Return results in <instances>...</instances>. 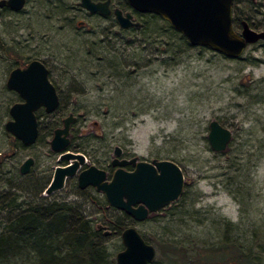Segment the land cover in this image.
Segmentation results:
<instances>
[{
    "label": "rangeland",
    "instance_id": "obj_1",
    "mask_svg": "<svg viewBox=\"0 0 264 264\" xmlns=\"http://www.w3.org/2000/svg\"><path fill=\"white\" fill-rule=\"evenodd\" d=\"M112 1L124 7L123 0ZM78 2L27 0L20 13L0 17V186L23 185L45 196L54 167L66 160L51 150L52 133L44 127L49 121L62 125L73 112L70 130L86 157L81 168L95 164L110 177L115 145L124 157L169 158L181 167L183 189L169 204L180 199L172 210L131 221L143 237L161 240L154 262L172 256L174 264H238L232 253L222 261L207 251L233 242L246 255L241 264H264V41L249 44L238 59L193 47L174 60L171 51L141 49L136 32L121 29L114 15H90ZM239 8L253 29H264V0H243ZM115 58L116 70L110 66ZM32 59L50 66L60 102L51 114L36 113L37 140L26 145L4 128L9 106L20 98L5 82L18 63ZM213 118L232 130L223 151L212 150L207 140ZM28 156L34 162L21 174ZM25 191L20 198L30 196ZM46 197L76 203L93 226L122 215L93 186L79 188L76 174ZM103 226L108 259L116 263L120 233ZM171 238L183 240L186 251H171L165 243ZM199 250L204 253L197 256Z\"/></svg>",
    "mask_w": 264,
    "mask_h": 264
},
{
    "label": "water",
    "instance_id": "obj_2",
    "mask_svg": "<svg viewBox=\"0 0 264 264\" xmlns=\"http://www.w3.org/2000/svg\"><path fill=\"white\" fill-rule=\"evenodd\" d=\"M126 1L136 12L159 15L191 46L208 48L229 59L240 58L249 44L264 41V30H255L244 20L240 32H236L233 24L234 0ZM23 3L24 0H8L5 4L20 9ZM79 4L90 13L99 12L107 16L111 12L109 0H80ZM113 14L120 28L138 25L129 12L123 14L116 8ZM5 84L7 88L15 90L21 99L9 106L10 117L5 120L4 128L23 144H33L38 135L36 109L43 106L46 112H52L59 104L55 86L48 78V70L40 61L31 60L24 67L13 68ZM74 118L72 112L64 116L62 125L54 129L49 140L50 148L59 152L60 158L66 161L54 167L45 194L61 189L66 178L76 174L79 188L93 186L104 195L109 205L126 212L135 220H143L149 212L158 211L180 196L184 175L179 164L169 158L145 160L137 155L118 157L121 148L115 145L111 159L115 168L110 177L104 168L95 164L81 168L86 162L85 155L67 148ZM231 138L232 130L229 127L216 118L209 121L207 140L212 150L223 151ZM32 161V157H27L20 164L19 172L26 173ZM126 164H132V169H126ZM120 237L123 248L116 252V264H157L154 262L155 247L144 240L134 225L125 226Z\"/></svg>",
    "mask_w": 264,
    "mask_h": 264
},
{
    "label": "trees",
    "instance_id": "obj_3",
    "mask_svg": "<svg viewBox=\"0 0 264 264\" xmlns=\"http://www.w3.org/2000/svg\"><path fill=\"white\" fill-rule=\"evenodd\" d=\"M246 1L251 3L252 0ZM242 2L243 0L233 1L234 26H241L243 20L249 24L248 12L239 8ZM137 19L138 26L130 30L139 36L141 49L148 48L153 54L171 51L172 59L175 60L184 51L193 48L159 15L137 13ZM113 62L110 66L116 70L118 61L115 58ZM58 109L59 107L55 111ZM54 126L55 122L49 121L44 129L48 134L53 133ZM74 136L72 132L67 148L77 151L79 144L74 142ZM0 187V264H116L108 259L105 243L109 232L105 233L102 227L108 224L120 233L133 220L126 212L121 210L122 215L119 218H108L102 227H98V224L92 225L91 219L85 216L80 206L74 202L47 200L46 196H40V189L36 191V188L23 185L8 183L7 186ZM21 190H26L30 196L20 198ZM179 201L180 199L163 209L171 207L172 210V205ZM110 208L117 210L111 205ZM145 239L160 248L161 240L158 237L153 240ZM165 243L171 251L184 253L187 248L183 240L171 238V241ZM207 251L211 254H221L216 257H220L219 260L222 261L230 260V255L227 254L232 253L238 264L243 260L247 263L245 253L233 242L211 245ZM201 253L204 252L197 251V256ZM172 258L171 256L166 263L174 264Z\"/></svg>",
    "mask_w": 264,
    "mask_h": 264
},
{
    "label": "flooded vegetation",
    "instance_id": "obj_4",
    "mask_svg": "<svg viewBox=\"0 0 264 264\" xmlns=\"http://www.w3.org/2000/svg\"><path fill=\"white\" fill-rule=\"evenodd\" d=\"M8 0H0V17L1 16H3V15H14V14H18V13H20L22 10H23V8H24V6H25V4H26V2H27V0H24V3H23V6L20 8V9H14V8H12L11 6H9L8 4H5L6 2H7ZM93 2H104L105 0H92ZM2 2H5V3H2ZM80 0H79V2H78V6H79V8L81 9V10H83V11H85L86 13H88V14H90V15H94V14H97V15H100V16H102V17H108V16H111V15H114L113 14V10L114 9H116V8H118V9H120L121 11H122V13L123 14H125V13H127V12H129V13H131L132 14V16H133V21H136V22H138L137 20H135V17H137V13L139 14V12H136V11H134L129 5H128V3H127V1L126 0H123V3H124V7H118V6H115V5H113V1L112 0H109V9H110V14L109 15H107V16H103V15H101L99 12H96V13H90L88 10H86V9H84L83 7H81L80 6ZM140 14H144V13H140ZM117 22V21H116ZM138 24H139V22H138ZM79 25H83V23L81 22V21H79ZM138 26V25H137ZM137 26H132V27H129V28H126V29H123V28H121V29H123V30H130L131 28H133V27H137ZM264 30V29H263ZM260 41V40H259ZM258 42V41H257ZM32 60H38V61H40L46 68H47V70H48V78H49V81L50 82H52V80H51V68H50V66L46 63V61H44V60H41V59H32ZM31 61V60H30ZM30 61H28V62H30ZM28 62H26V63H24V64H22V63H18L17 64V66L16 67H24ZM16 67H14V68H16ZM53 83V85L55 86V89H56V92H57V94H58V97H59V102H60V91L58 90V88H57V86L55 85V83L54 82H52ZM13 91H15V90H13ZM16 92V91H15ZM17 93V92H16ZM19 96V95H18ZM20 97V96H19ZM21 98H19V100H20ZM17 101V100H16ZM58 106H59V104H58ZM57 106V107H58ZM57 107L52 111V112H54L56 109H57ZM39 110H42V112H46L45 110H44V107L43 106H40V107H38L37 109H36V111H35V113H37ZM52 112H46V113H52ZM73 113V112H72ZM66 116V115H65ZM75 116V115H74ZM36 117H37V123H38V130H39V121H38V116H37V114H36ZM63 118V117H62ZM75 119V118H74ZM74 121V120H73ZM72 121V122H73ZM61 122H62V119H61ZM71 122V123H72ZM61 126V125H60ZM56 127H58V126H56ZM55 127V128H56ZM70 127H71V125H70ZM54 128V129H55ZM54 131V130H53ZM52 135H53V133H52ZM38 136V135H37ZM68 136H69V141H70V136H71V130L69 129V134H68ZM52 137V136H51ZM36 140H37V138H36ZM35 140V141H36ZM27 145V144H26ZM28 145H30V144H28ZM52 150V149H51ZM113 150H114V147H113ZM56 152V151H55ZM114 156V155H113ZM29 157V156H28ZM30 157H32V156H30ZM59 157H60V155H59ZM118 157H124V156H122V151L120 152V154H119V156ZM131 157V156H130ZM33 158V157H32ZM127 158H129V157H127ZM112 159V158H111ZM33 162H34V158H33V161H32V163H31V165L33 164ZM110 163H111V161H110ZM31 165H30V168H31ZM112 165V164H111ZM131 166V167H128V166ZM20 166V165H19ZM113 166V165H112ZM124 167L126 168V169H132V164H126V165H124ZM30 168H29V170H30ZM114 168H115V166H114ZM28 170V171H29ZM114 170V169H113ZM27 171V172H28ZM26 172V173H27ZM26 173H24V174H26ZM22 174V173H21ZM53 174V173H52ZM51 178H52V176H51ZM51 178L49 179V181H48V183L50 182V180H51ZM48 183H47V185H48ZM47 185H46V187H47ZM45 187V188H46ZM79 187V186H78ZM88 187V186H87ZM45 188H44V195L45 196H48L49 194H45ZM86 188V187H85ZM59 190V189H58ZM57 191V190H56ZM55 192V191H54ZM53 193V192H52ZM51 194V193H50ZM169 205V204H168ZM167 206V205H166ZM114 207V206H113ZM165 207V206H164ZM163 208V207H162ZM118 209V208H117ZM161 209V208H160ZM155 212V211H154ZM150 213V212H149ZM149 215V214H148ZM148 217V216H147ZM146 217V218H147ZM132 218V217H131ZM146 218H144V219H146ZM133 219V218H132ZM143 219V220H144ZM135 220V219H134ZM100 224V223H99ZM98 224V225H99ZM101 225V227H102V224H100ZM130 225H132V224H130ZM105 230H107V229H105ZM108 232H109V230H108ZM107 232V233H108ZM141 234V233H140ZM143 237V236H142ZM144 238V237H143ZM144 240L146 241V242H148V243H150L149 241H147L145 238H144ZM150 244H152V243H150ZM154 247H155V245L154 244H152ZM155 255H156V247H155ZM166 263V262H165ZM157 264H162V263H157Z\"/></svg>",
    "mask_w": 264,
    "mask_h": 264
}]
</instances>
